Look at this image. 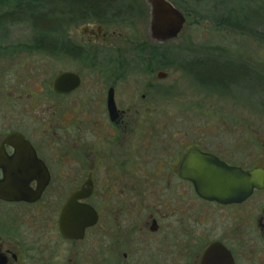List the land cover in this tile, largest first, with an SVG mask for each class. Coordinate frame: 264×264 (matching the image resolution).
<instances>
[{
	"label": "flooded vegetation",
	"instance_id": "1",
	"mask_svg": "<svg viewBox=\"0 0 264 264\" xmlns=\"http://www.w3.org/2000/svg\"><path fill=\"white\" fill-rule=\"evenodd\" d=\"M147 7L145 35L136 34L130 49L127 40L120 41L124 34L115 27L108 31V24L118 23L121 16L76 22L61 17L57 47L49 53L73 63L55 74L70 71L79 81L55 91V74L49 81L42 78V115L36 128L14 126L0 132V264H94L93 258L78 255L80 242L98 232L110 247L106 264H134L128 262V250L142 254L150 244L147 237L154 240L153 249L160 244L169 248L176 264H201L214 242L228 249L234 264L249 261L248 244L260 254L250 262L264 258V186L241 200L220 201L199 194L193 179L180 170L189 153L209 154L244 170L264 168V160L257 162L251 152L241 161L235 146L223 148L216 140L177 137L174 121L155 106L159 96H148L151 91L160 94L159 87L151 77L143 81L165 53L158 48L165 42L148 32ZM46 99L55 101L57 118L46 113ZM12 132L30 144L4 141ZM69 199L96 212L82 237H67L60 230ZM147 252L152 257L141 256L136 264H161L156 251Z\"/></svg>",
	"mask_w": 264,
	"mask_h": 264
},
{
	"label": "rangeland",
	"instance_id": "2",
	"mask_svg": "<svg viewBox=\"0 0 264 264\" xmlns=\"http://www.w3.org/2000/svg\"><path fill=\"white\" fill-rule=\"evenodd\" d=\"M126 1L131 4L125 8L126 14L121 16L123 19L120 18L118 23L108 24L110 27L108 31H112L115 27L117 33L124 34L120 41L127 40V48L130 49L133 44L132 39H137L140 33L145 35L148 7L145 0ZM11 3L5 2L0 9H7ZM186 4L190 9L179 6L185 14L181 31L175 37L159 41L165 42L158 47L165 53L158 59V65L153 72L143 78L145 81L151 77L150 79L160 89V94L151 91L148 96H159L155 106H159L158 112L169 114V118L174 121L172 127L178 138L188 134L198 140L203 138L216 140L223 148L231 149L235 146L240 153L241 161H245L242 158L251 152L255 154L257 162L262 161L264 160L262 159L264 101H262L263 97L259 96L264 91L255 89L254 86L233 87L231 90L204 86L191 72L178 66V62L181 58L212 55L243 61L250 67L264 72V41L247 32L216 25L214 19L216 16L226 14L230 19L252 14L251 21L264 22V0H200L189 1ZM66 26L65 22L62 23V27L66 28ZM263 26L264 24L258 22V29L262 30ZM75 28L76 33L79 25ZM4 29H0V43L6 45L5 49L8 50L0 52V132L14 126L25 128L27 125L28 129L31 128L29 126L36 128L40 122L39 116L42 115L41 79L49 81L62 66H70L73 63L70 61L63 63L55 53L34 48L14 49L15 44L29 42L33 35L34 30L27 19L5 21ZM4 31L7 35H4ZM13 84L14 86L11 87ZM141 90L145 92V86ZM128 91L131 92V89L129 88ZM142 91H139L138 95ZM48 95L43 89V97L48 98ZM128 96L131 94L129 93ZM46 106V113H52L51 115L57 118L55 101L46 99ZM95 230L96 233L100 231L99 226H96ZM99 235V232L98 235H93L94 239H89L87 236L80 242L78 256H89L94 259V264H106L105 258L108 257L110 247L102 233ZM155 235L159 239L160 235ZM160 238L165 239L162 236ZM144 241H149L150 244H145L142 254L139 250L132 252L128 250V262L133 261L136 264V259L141 256L151 258L152 255L147 251L153 254L156 251L161 264L178 262L173 258L169 248H162L164 244H160V248L153 249L151 244H155L154 240L147 237ZM260 244L262 245L261 242ZM246 248L248 250L246 257L249 261H242L240 264H264V258L250 262L252 255L258 257L260 254L258 250L251 251L253 245L248 244ZM114 251V256L120 257V254ZM67 255L70 256L65 254ZM142 264L147 263L143 261Z\"/></svg>",
	"mask_w": 264,
	"mask_h": 264
},
{
	"label": "trees",
	"instance_id": "3",
	"mask_svg": "<svg viewBox=\"0 0 264 264\" xmlns=\"http://www.w3.org/2000/svg\"><path fill=\"white\" fill-rule=\"evenodd\" d=\"M123 1L126 0H0V7L5 2H14L7 9H0V29H4L5 21L27 19L34 30L33 35L29 42L15 44L14 49L23 47L55 52L62 16L67 22H76L84 18L113 19L126 14V7L113 5ZM189 1L200 0H173L171 2L177 7L181 6L188 10L190 6L188 7L186 3ZM251 15L245 14L230 19V16L226 14L216 16L214 19L216 25L247 32L264 41V26L262 30L257 28L258 22L261 24L264 22L251 21ZM4 35H7V32L4 31ZM3 48H6V45L0 43V49ZM178 66L191 72L204 86L223 90L254 86L255 89L259 88L260 91H264V72L250 67L243 61L206 55L190 59L181 58ZM259 97H263L262 101H264V93Z\"/></svg>",
	"mask_w": 264,
	"mask_h": 264
},
{
	"label": "water",
	"instance_id": "4",
	"mask_svg": "<svg viewBox=\"0 0 264 264\" xmlns=\"http://www.w3.org/2000/svg\"><path fill=\"white\" fill-rule=\"evenodd\" d=\"M149 5L148 32L158 41L175 37L185 22L183 11L169 0H145ZM79 81L77 74L64 71L52 78L55 91L68 90ZM12 139H15L14 141ZM4 141L12 144H30L17 132L9 133ZM197 156V157H195ZM181 173L193 179L199 194L220 201L241 200L254 187L264 186V168L244 170L228 166L209 154H187L181 162ZM90 210V214L86 210ZM96 220L95 210L86 203L69 199L60 217V230L67 237H82L85 226ZM201 264H234L228 249L220 242L209 244Z\"/></svg>",
	"mask_w": 264,
	"mask_h": 264
}]
</instances>
